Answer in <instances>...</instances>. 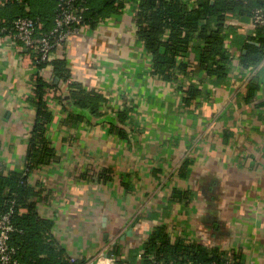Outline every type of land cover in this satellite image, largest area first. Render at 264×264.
<instances>
[{
	"label": "crops",
	"instance_id": "0c3cea01",
	"mask_svg": "<svg viewBox=\"0 0 264 264\" xmlns=\"http://www.w3.org/2000/svg\"><path fill=\"white\" fill-rule=\"evenodd\" d=\"M138 0L96 27L81 24L51 50L71 75L105 100L98 115L78 114L69 96L49 88L47 137L56 156L28 176L52 239L79 262L98 253L142 264L145 243L163 227L171 241L201 244L228 260L264 264V61L240 63L251 22L227 20L232 57L217 81L198 68L174 81L152 72L136 34ZM191 61L196 64L194 53ZM47 82L60 83L48 64ZM34 56L12 32H0V173L26 172L37 106ZM259 88L248 98L249 81ZM58 78V81H56ZM199 93L189 101V86ZM79 109V110H78ZM125 112L120 122L119 113ZM153 254H148L151 260Z\"/></svg>",
	"mask_w": 264,
	"mask_h": 264
},
{
	"label": "trees",
	"instance_id": "16d2710c",
	"mask_svg": "<svg viewBox=\"0 0 264 264\" xmlns=\"http://www.w3.org/2000/svg\"><path fill=\"white\" fill-rule=\"evenodd\" d=\"M59 0H0V32H11L13 22L21 16L39 20L38 33H46L54 28L55 14ZM124 6V0H84L81 7L83 23L90 27ZM264 9V0H138L135 24L136 34L152 59V72L157 77L174 81L180 76L193 72L197 67L217 81L225 80L233 66L227 48V20L236 17L248 21L255 9ZM252 41L258 44L252 43ZM240 63L245 68H254L264 61V27H258L254 35L242 42ZM195 54L196 64L191 59ZM37 76L31 100L36 103V119L28 144L26 172L11 171L0 173V210L14 205L11 244L16 246L18 257L23 264H74L70 257L52 239L53 222L41 217L33 200L35 191L28 183L30 172L55 159V148L47 137V125L51 120L44 95L49 88H59L63 102L72 109L78 107L80 116L89 111L98 115L99 105L105 98L95 90H87L80 82H68L71 70L66 58H52L51 52L46 61L37 62ZM48 64L53 66L54 75L60 83L47 82L40 70ZM259 88L255 77L249 81L248 98H252ZM199 92L190 85L186 100ZM122 122L126 113H119ZM148 254L164 264H245L240 259L228 260L221 251L209 249L201 244H185L171 241L163 227L151 233L145 243L144 264H149Z\"/></svg>",
	"mask_w": 264,
	"mask_h": 264
},
{
	"label": "built area",
	"instance_id": "2783aa9c",
	"mask_svg": "<svg viewBox=\"0 0 264 264\" xmlns=\"http://www.w3.org/2000/svg\"><path fill=\"white\" fill-rule=\"evenodd\" d=\"M84 0H59L55 14V25L46 33H38L39 20L21 16L14 20L12 34L24 46L29 48L37 62L46 61L53 47L63 41L66 36L77 30L83 24L81 2ZM251 22L256 30L264 27V9L257 8L251 16ZM255 34V33H254ZM14 205L6 210H0V264H23L19 259L16 246L11 244V233L15 229L13 217ZM74 264H117L115 254L98 253L93 258L79 262L75 256L70 257ZM144 264V263H142ZM149 264H164L151 258ZM212 264H216L213 262Z\"/></svg>",
	"mask_w": 264,
	"mask_h": 264
},
{
	"label": "water",
	"instance_id": "95a60500",
	"mask_svg": "<svg viewBox=\"0 0 264 264\" xmlns=\"http://www.w3.org/2000/svg\"><path fill=\"white\" fill-rule=\"evenodd\" d=\"M252 43H254V44H258L257 42H254V41H252ZM56 81H58V78H56Z\"/></svg>",
	"mask_w": 264,
	"mask_h": 264
}]
</instances>
